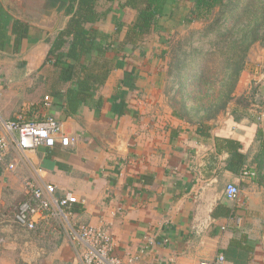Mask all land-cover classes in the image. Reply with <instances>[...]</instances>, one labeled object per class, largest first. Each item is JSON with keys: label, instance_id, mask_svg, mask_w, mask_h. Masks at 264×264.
I'll return each instance as SVG.
<instances>
[{"label": "crops", "instance_id": "crops-1", "mask_svg": "<svg viewBox=\"0 0 264 264\" xmlns=\"http://www.w3.org/2000/svg\"><path fill=\"white\" fill-rule=\"evenodd\" d=\"M68 1L0 0V134L1 122L24 109L28 120L52 116L67 135L77 137L65 148L25 153L10 144L0 167V224L28 231L9 215L25 198L24 184L33 181L54 185L57 197L74 195L78 201L71 225L108 227L114 254L124 264H264V187L241 177L251 171L248 154L239 174L226 170L229 154L216 153L213 139L236 138L244 145L245 136L236 127L248 119L242 116L224 126L225 117L218 116L206 131L174 116L160 84L164 37L184 24L192 4L182 0L135 50L122 45V51L90 56L92 73L101 65L110 71L103 86L90 92L102 99V106L81 104L67 115L65 92L74 84H58L44 60L69 18ZM100 5L111 7L93 26L101 32L111 34L114 21L130 24L134 19L135 11L118 2ZM242 79L246 89L255 78L244 72ZM242 82L238 96L244 92ZM45 96L50 97L47 105ZM238 109L232 106L226 116ZM10 163L13 171L6 169ZM232 182L246 199L225 197ZM35 231L33 239L17 231L19 236L13 235L18 247L6 251L18 256V264H81L56 218H46ZM145 248L139 260L127 262ZM0 264L16 263L2 258Z\"/></svg>", "mask_w": 264, "mask_h": 264}, {"label": "trees", "instance_id": "trees-1", "mask_svg": "<svg viewBox=\"0 0 264 264\" xmlns=\"http://www.w3.org/2000/svg\"><path fill=\"white\" fill-rule=\"evenodd\" d=\"M101 1L111 4L118 2L119 6L131 8L135 11L134 19L130 24L114 21L111 34L99 31L93 27L94 24L111 11V7L106 9L101 6ZM120 1H68L65 13L69 18L53 40L44 60V65L49 64L56 73L58 84H74V88H68L65 92L64 111L67 115L75 114L81 104L90 109L102 106V99L92 97L90 92L103 86L110 71L106 65H101L99 73H92L91 65L87 63L90 56L95 53L103 57L107 52L122 51V45H130V50H135L139 47L138 43L147 41L155 26L159 28L164 20L170 18L182 0ZM187 1L192 4V9L183 23L189 25L201 21L203 27L182 41L175 42L171 35L164 37L166 47L161 50L159 58L162 62L167 59L165 75L171 85L163 93L167 95L174 91L179 94L190 86L198 89L195 97L189 92L187 99H174L172 95V110L178 119L194 122L208 131L212 122L227 110L234 99L249 48L256 42L264 43V0ZM195 34L198 36L194 41ZM209 48L213 51H207ZM211 69L215 76L210 73L208 76L207 72ZM176 85L177 89L174 88ZM241 101L239 104L245 103ZM227 124L226 121L224 126ZM256 133L260 140L259 156L264 158V148L261 147L264 144V130L259 128ZM213 139L216 153L225 151L229 154L225 169L239 174L247 160V156L241 152L243 143L236 138L219 135L213 136ZM263 162V159L258 161V168ZM255 182L264 187V178L255 179ZM19 202L13 206L10 220Z\"/></svg>", "mask_w": 264, "mask_h": 264}, {"label": "built area", "instance_id": "built-area-1", "mask_svg": "<svg viewBox=\"0 0 264 264\" xmlns=\"http://www.w3.org/2000/svg\"><path fill=\"white\" fill-rule=\"evenodd\" d=\"M49 101L50 97L45 96V105ZM255 120L258 122L259 128L264 130V109L257 110ZM1 128L3 134H0V164H4L11 143L19 152L25 153L33 152L40 147L53 149L58 145L65 148L77 141L75 135H67L64 132L61 123L54 117L45 116L39 121L28 120L24 109L16 113L13 119L2 121ZM6 169L13 171L15 166L12 163L6 164ZM253 176L254 172L249 170H244L241 173V177L252 178ZM42 185H35L33 181H27L24 184L25 198L18 203L11 218L16 226L34 231L46 218H56L59 221V227L66 231L67 239L77 250L81 264H124L114 254L108 227L71 225L69 217L72 214V206L78 201L76 197L71 194L57 197L54 185ZM224 195L228 200H237L240 195L238 184L233 182L227 184ZM2 243L3 239L0 237V245ZM145 250L146 248L138 251L127 262L132 263L139 260ZM218 259L222 261L223 257L220 256Z\"/></svg>", "mask_w": 264, "mask_h": 264}, {"label": "rangeland", "instance_id": "rangeland-1", "mask_svg": "<svg viewBox=\"0 0 264 264\" xmlns=\"http://www.w3.org/2000/svg\"><path fill=\"white\" fill-rule=\"evenodd\" d=\"M203 27V24L201 21H195L189 25L186 24H181L178 27H176L174 29V32L171 34L172 36V40H174L175 42L177 41H182L187 39V37L195 30H200ZM197 36L195 34V36L193 37L194 41L197 39ZM156 39V38H154ZM197 45V44H196ZM207 46V45H205ZM198 47V45L196 46ZM213 49L209 48L207 51H210ZM207 58L209 56H206ZM166 62L167 59L163 62L160 72L163 74L162 75V82L160 83L163 91H165L166 89L169 88V86L171 85V81L170 79L166 77L165 73V66H166ZM211 62V61H210ZM212 63V62H211ZM213 69L208 70V76L209 73L210 75H214L215 73H212ZM246 72L249 73L251 75L254 76V84L250 85L248 84V87L246 86V89L244 88V83H245V79H242V74ZM252 77V76H251ZM220 79V78H219ZM242 82V91L243 94L241 93L240 96L237 95V93L235 92V96L234 99L231 101L230 105L228 106L227 110H230L232 108V106L239 108L235 113L233 112L232 114H229L228 116H226V112L219 114L218 116L220 117H225V123L226 121L229 124H235L236 122H239L238 120H241L242 116L247 118L248 120L244 121L243 124H239L238 127H236V130H238V132H240L242 135L245 136L246 141H244V145H243V149L245 150V154L249 155V160L247 161V167L248 169H250L253 172H256V174L254 173V176L252 177L253 182L255 181V179L264 178L263 174H264V162L262 163L263 165L261 166V168H258V161L259 160H264L263 157L259 156V153L261 152V148H260V140L257 136V131H259V128L257 126L258 122L256 120L255 122V113L257 112V110L259 109H264V43H260V42H256L254 43L248 50L247 52V57H246V62H245V68L244 70L239 74L238 77V82H237V86L236 89L239 85V82ZM177 85L174 86V88L177 89ZM185 91V92H184ZM184 91H182L181 93H177L175 94L174 91H171L169 94H165V92L163 93L167 99L168 105L171 107L172 109V104H174V102L172 101V98L174 99H179L181 98H186V95L190 92V94L195 97L196 93L198 92V89L196 88H192V86H190V88H185ZM173 95V96H172ZM172 96V98H170ZM187 99V98H186ZM189 101H187V104L190 106L191 102L190 99H188ZM240 100H242L241 102H243L244 100V104H246L244 106L243 103L239 104ZM217 116V118H218ZM239 117V119H236V117ZM216 118V119H217ZM224 123V124H225ZM262 149L264 148V144L261 146ZM247 155V157H248ZM258 171V172H257ZM257 184V183H256ZM243 194L240 193V198H244V196H242ZM246 199V198H244ZM2 213V212H0ZM10 216V215H9ZM20 235V237L25 238V239H33L37 234L39 233V231H24L21 229H18L16 227H14L12 224H0V237L1 239H3V243L0 245V260L2 258H4L5 263H16L18 264V256L17 255H13L12 253H8L6 250L12 251L13 249H17L18 245L16 244V241L13 238V235H16V238ZM43 232V231H41ZM3 236H6L7 239H5L6 237L3 238ZM56 244V243H55ZM3 251V252H2Z\"/></svg>", "mask_w": 264, "mask_h": 264}]
</instances>
